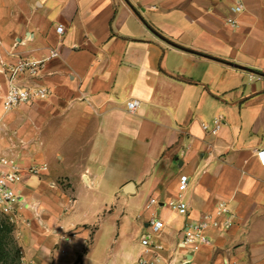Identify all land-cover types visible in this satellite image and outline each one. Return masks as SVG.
Returning a JSON list of instances; mask_svg holds the SVG:
<instances>
[{"label": "crops", "instance_id": "0c3cea01", "mask_svg": "<svg viewBox=\"0 0 264 264\" xmlns=\"http://www.w3.org/2000/svg\"><path fill=\"white\" fill-rule=\"evenodd\" d=\"M50 49L57 56L20 79L49 89L31 103L50 111L34 147L47 170L20 181L21 260L264 264V0H0V67ZM220 200L232 224L207 229L197 250L181 247L184 224ZM152 216L164 223L161 248L145 251Z\"/></svg>", "mask_w": 264, "mask_h": 264}, {"label": "built area", "instance_id": "2783aa9c", "mask_svg": "<svg viewBox=\"0 0 264 264\" xmlns=\"http://www.w3.org/2000/svg\"><path fill=\"white\" fill-rule=\"evenodd\" d=\"M233 12L242 10V4L238 1L231 7ZM226 23L234 26L236 21L234 18H227ZM56 31L62 33L63 26H56ZM57 56L55 49H50L48 53L41 57L34 56H14L13 60L2 61L0 72L4 75V88L0 96V108L2 110H10L22 104L31 103L35 100H41L48 96L49 89L41 85H24L20 83V79L24 74L36 75L43 67L44 62L52 57ZM138 101L131 99L127 101L126 108L133 111ZM223 121L221 116L213 119L211 132H216L221 127ZM202 129H207L205 123L201 124ZM261 163L264 164V149L257 152ZM47 170L44 163L25 164L21 159L14 155H8L0 152V217L12 224L19 220L20 210L26 206L20 181L24 173L34 176H40ZM188 184L186 175L179 176L178 188L183 190ZM154 198H150L146 206L155 203ZM167 207L175 212L185 214L187 205L180 199H171L166 203ZM232 213L225 201H218L214 205L211 213H206L197 219L187 221L181 232L179 244L183 248L197 250L205 244H209L210 240L206 234L209 228L226 229L232 224ZM164 223L161 219L152 216L147 221V231L141 237V244L146 247L145 251L150 249H160L161 246L153 243V237L157 235L163 228ZM160 259L159 255L154 256L153 261L140 258V264H151ZM21 264H27L21 260ZM170 261H168V264ZM230 264V263H228Z\"/></svg>", "mask_w": 264, "mask_h": 264}, {"label": "rangeland", "instance_id": "374dc122", "mask_svg": "<svg viewBox=\"0 0 264 264\" xmlns=\"http://www.w3.org/2000/svg\"><path fill=\"white\" fill-rule=\"evenodd\" d=\"M48 107L45 102H35L7 111L0 108V147L27 163L40 161L34 147L41 144L42 137L37 134L39 127L47 122L44 117L49 118ZM12 230L0 249V264H21V252Z\"/></svg>", "mask_w": 264, "mask_h": 264}, {"label": "trees", "instance_id": "16d2710c", "mask_svg": "<svg viewBox=\"0 0 264 264\" xmlns=\"http://www.w3.org/2000/svg\"><path fill=\"white\" fill-rule=\"evenodd\" d=\"M11 227V223L0 217V249H2L4 241H6L7 237L9 236V233L12 230Z\"/></svg>", "mask_w": 264, "mask_h": 264}, {"label": "water", "instance_id": "95a60500", "mask_svg": "<svg viewBox=\"0 0 264 264\" xmlns=\"http://www.w3.org/2000/svg\"><path fill=\"white\" fill-rule=\"evenodd\" d=\"M126 191H128V188H126Z\"/></svg>", "mask_w": 264, "mask_h": 264}]
</instances>
